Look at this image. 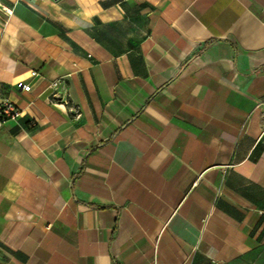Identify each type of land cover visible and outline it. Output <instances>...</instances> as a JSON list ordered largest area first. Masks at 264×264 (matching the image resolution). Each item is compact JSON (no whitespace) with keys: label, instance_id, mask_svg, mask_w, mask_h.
<instances>
[{"label":"crops","instance_id":"1","mask_svg":"<svg viewBox=\"0 0 264 264\" xmlns=\"http://www.w3.org/2000/svg\"><path fill=\"white\" fill-rule=\"evenodd\" d=\"M5 100L0 264H264V0H0Z\"/></svg>","mask_w":264,"mask_h":264},{"label":"built area","instance_id":"2","mask_svg":"<svg viewBox=\"0 0 264 264\" xmlns=\"http://www.w3.org/2000/svg\"><path fill=\"white\" fill-rule=\"evenodd\" d=\"M30 73L33 76L37 74L36 71H31ZM57 83H58L57 81H53L49 85V87L55 88L57 86ZM16 85L17 87L26 91L30 89V85H27L22 81H18ZM70 110L72 111V113H74L75 117L77 118L80 117V112L76 107L72 106ZM19 115H20L19 109L12 102L5 100L0 103V117L17 118Z\"/></svg>","mask_w":264,"mask_h":264},{"label":"trees","instance_id":"3","mask_svg":"<svg viewBox=\"0 0 264 264\" xmlns=\"http://www.w3.org/2000/svg\"><path fill=\"white\" fill-rule=\"evenodd\" d=\"M6 117H0V119H5Z\"/></svg>","mask_w":264,"mask_h":264}]
</instances>
